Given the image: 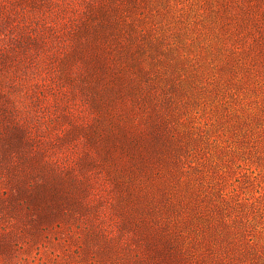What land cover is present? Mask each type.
<instances>
[{
	"label": "rangeland",
	"instance_id": "1",
	"mask_svg": "<svg viewBox=\"0 0 264 264\" xmlns=\"http://www.w3.org/2000/svg\"><path fill=\"white\" fill-rule=\"evenodd\" d=\"M0 264H264V0H0Z\"/></svg>",
	"mask_w": 264,
	"mask_h": 264
},
{
	"label": "trees",
	"instance_id": "2",
	"mask_svg": "<svg viewBox=\"0 0 264 264\" xmlns=\"http://www.w3.org/2000/svg\"><path fill=\"white\" fill-rule=\"evenodd\" d=\"M219 9H220V6H219ZM222 9L224 10V11H226V5H222ZM220 16L222 17V16H226L227 17V13H220ZM222 21V20H221ZM240 25V27H241V24H239ZM235 30V29H234ZM236 30H238V28H236ZM236 47L238 48V47H240L239 45H236Z\"/></svg>",
	"mask_w": 264,
	"mask_h": 264
}]
</instances>
